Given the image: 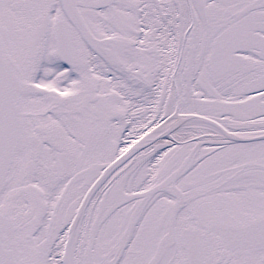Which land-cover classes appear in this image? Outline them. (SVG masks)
<instances>
[{
  "label": "snow or ice",
  "instance_id": "obj_1",
  "mask_svg": "<svg viewBox=\"0 0 264 264\" xmlns=\"http://www.w3.org/2000/svg\"><path fill=\"white\" fill-rule=\"evenodd\" d=\"M0 264H264V0H0Z\"/></svg>",
  "mask_w": 264,
  "mask_h": 264
}]
</instances>
